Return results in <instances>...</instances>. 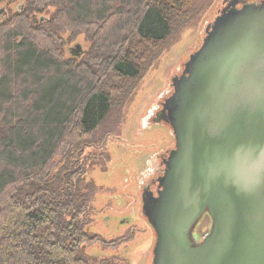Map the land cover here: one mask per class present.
I'll return each instance as SVG.
<instances>
[{"label": "trees", "instance_id": "16d2710c", "mask_svg": "<svg viewBox=\"0 0 264 264\" xmlns=\"http://www.w3.org/2000/svg\"><path fill=\"white\" fill-rule=\"evenodd\" d=\"M20 1L0 22V264H97L76 158L205 0Z\"/></svg>", "mask_w": 264, "mask_h": 264}, {"label": "water", "instance_id": "95a60500", "mask_svg": "<svg viewBox=\"0 0 264 264\" xmlns=\"http://www.w3.org/2000/svg\"><path fill=\"white\" fill-rule=\"evenodd\" d=\"M173 86L164 119L176 147L158 196L142 195L153 264H264V12L218 17Z\"/></svg>", "mask_w": 264, "mask_h": 264}, {"label": "rangeland", "instance_id": "374dc122", "mask_svg": "<svg viewBox=\"0 0 264 264\" xmlns=\"http://www.w3.org/2000/svg\"><path fill=\"white\" fill-rule=\"evenodd\" d=\"M223 1L205 0L203 9L171 36L76 158L85 164L86 178L93 184L86 230L107 242L84 249L97 264H153L157 237L143 214L142 195L148 187L157 193L154 182L164 170L162 159L176 147L172 127L157 116L173 93V79L201 47L206 28L216 19ZM22 3L0 4V22L16 13ZM85 38L79 35L68 49L78 50L80 44L87 51L90 42ZM211 225V217L204 215L195 233L203 239Z\"/></svg>", "mask_w": 264, "mask_h": 264}, {"label": "flooded vegetation", "instance_id": "af4514ba", "mask_svg": "<svg viewBox=\"0 0 264 264\" xmlns=\"http://www.w3.org/2000/svg\"><path fill=\"white\" fill-rule=\"evenodd\" d=\"M244 8H251V10H259V11H263L264 12V0H224L223 1V5H222V8L219 10V13L217 14V16H216V19L218 18V17H221L222 15H224L225 13H227L228 11H230V10H232V9H234V10H236V9H238V10H242V9H244ZM216 19L213 21V23H210L208 26H207V28H206V31H205V37H204V39H203V43H204V41H205V39L207 38V35H208V33H210V32H212L213 31V25H214V22L216 21ZM203 43H202V45H203ZM202 45H201V47H202ZM200 47V48H201ZM199 48V49H200ZM183 73V72H182ZM181 73V74H182ZM180 76V75H179ZM176 77H178V76H176ZM174 88V87H173ZM175 92V88L173 89V93ZM173 93L171 94V96L173 95ZM170 96V97H171ZM169 97V98H170ZM169 114V111H168V109L165 107V102L162 104V109H161V111L158 113V116H157V119L159 120V121H163V122H167V123H169L168 121H166L165 119H164V116L165 115H168ZM170 124V123H169ZM171 126V125H170ZM173 150V149H172ZM171 150V151H172ZM171 151H170V153H171ZM170 153L167 155V157H165V158H163L162 159V162H161V166L164 168V170H163V172H162V175L160 176V177H158V179H156L155 180V184L157 183V187H158V189H157V193L155 194L149 187L148 188H146V189H149V190H151L153 193H154V195L155 196H158V193H159V191L162 189V188H160V178H162L163 176H164V174H165V171H166V168H167V161H168V159H169V156H170ZM145 189V190H146ZM198 225H199V223H198ZM197 225V226H198ZM197 226H196V228H197ZM195 228V229H196ZM194 234H195V236L197 237V239H198V241L200 242L202 239H200V236H199V234L198 233H195V230H194Z\"/></svg>", "mask_w": 264, "mask_h": 264}]
</instances>
